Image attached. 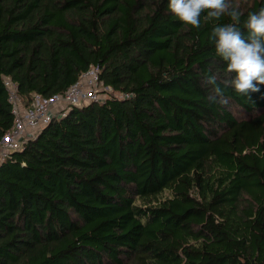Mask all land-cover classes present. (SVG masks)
Masks as SVG:
<instances>
[{
    "label": "trees",
    "instance_id": "16d2710c",
    "mask_svg": "<svg viewBox=\"0 0 264 264\" xmlns=\"http://www.w3.org/2000/svg\"><path fill=\"white\" fill-rule=\"evenodd\" d=\"M232 2L247 35L264 0ZM204 16L197 29L168 0H0V138L4 77L26 106L92 64L112 89L0 164V264H264V84L207 99L209 69L230 74Z\"/></svg>",
    "mask_w": 264,
    "mask_h": 264
},
{
    "label": "clouds",
    "instance_id": "9594fccd",
    "mask_svg": "<svg viewBox=\"0 0 264 264\" xmlns=\"http://www.w3.org/2000/svg\"><path fill=\"white\" fill-rule=\"evenodd\" d=\"M168 9L181 22L197 29L205 11V21L215 22L209 40L230 75L221 80L211 69L204 75L202 84L208 89L210 102L226 105L228 87L248 97L260 90L258 85L264 84V7L248 12L243 21L247 35L240 27L242 13L232 0H168ZM222 17L230 18V22L219 23Z\"/></svg>",
    "mask_w": 264,
    "mask_h": 264
},
{
    "label": "built area",
    "instance_id": "2783aa9c",
    "mask_svg": "<svg viewBox=\"0 0 264 264\" xmlns=\"http://www.w3.org/2000/svg\"><path fill=\"white\" fill-rule=\"evenodd\" d=\"M99 74V65L92 64L87 70L81 72L63 92L50 96L33 93L28 106L23 103L18 94V84L8 76L4 77L3 85L11 106L13 123L0 138V164L12 152L19 150L23 142L34 136L53 117L63 116L68 107L82 106L95 101L101 102L109 96L112 89L103 83Z\"/></svg>",
    "mask_w": 264,
    "mask_h": 264
},
{
    "label": "rangeland",
    "instance_id": "374dc122",
    "mask_svg": "<svg viewBox=\"0 0 264 264\" xmlns=\"http://www.w3.org/2000/svg\"><path fill=\"white\" fill-rule=\"evenodd\" d=\"M99 89H101V86H99ZM232 111L235 113V114H237L236 116H244L245 114L244 113H242L237 107H233L232 108Z\"/></svg>",
    "mask_w": 264,
    "mask_h": 264
}]
</instances>
